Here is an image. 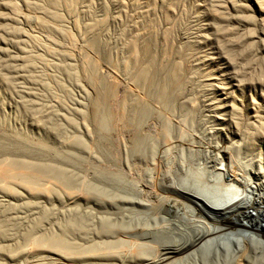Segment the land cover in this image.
Returning a JSON list of instances; mask_svg holds the SVG:
<instances>
[{
    "label": "rangeland",
    "instance_id": "1",
    "mask_svg": "<svg viewBox=\"0 0 264 264\" xmlns=\"http://www.w3.org/2000/svg\"><path fill=\"white\" fill-rule=\"evenodd\" d=\"M52 1L0 0V38L3 39L0 41V185L7 184L13 188L12 191L26 188H49L50 191L55 188L65 194L62 201L55 198L43 201L45 198L41 196L43 210L39 212L32 208L34 198L20 195L18 200L12 201L23 207L19 214L22 227H42L27 239L17 237L13 242H0V263H4L3 254L16 249L17 252L13 251L16 254L12 253L17 255L16 262L24 261L22 254L26 249H33V238H43L41 244H50L52 237L48 234L56 230L63 209L69 206L66 194L71 191L81 193L82 187L76 184V179L84 175L93 177L92 166L95 163L123 171L131 177L141 172L148 179L145 168L153 167L151 169L156 172H152L153 175L165 173L170 158L164 153L168 151L170 161L175 160L171 167L176 176L183 175L179 173V166L200 167L206 169L204 179L213 183L217 177V164L223 162L218 159L220 156H216L220 153L231 156L234 165L240 170L246 169L245 174L250 179H254V175L260 177L258 174L263 179L264 132L257 120L247 114L253 112L249 109L251 88L248 84L254 76L258 78L264 74L257 67L261 66L264 71V57L257 53L262 45L255 43L253 38L254 29L260 30V21L251 10L241 12L242 8L237 6L240 0H216L223 6L225 3L229 5L228 11L220 14L216 21H213V0ZM25 16L31 17L33 22L22 23L20 18L23 20ZM35 20L49 23L60 33L53 31L51 34L37 26ZM22 33L31 36L26 45L28 53L38 55L35 57L37 69L31 73L39 75L44 82L38 88L32 86L38 104L29 103L28 97L12 86L10 68L16 53L7 43L14 44L13 39L23 36ZM213 36L222 52V55L215 54V59ZM36 41L43 44L41 49L35 46ZM132 41L136 42L135 50L131 48ZM65 54L67 57L71 54L72 59L66 58ZM53 60L61 63L64 72L52 69ZM232 84H239V88ZM259 93L257 90L255 96L262 103L264 100ZM141 104H147L160 115L150 114L139 127L135 117ZM240 109L244 110L243 114ZM263 110L261 108L258 112L260 121H264ZM39 120L42 127L32 125ZM213 123H216L214 132ZM237 131L240 137L235 135ZM137 132L152 137L145 144H158L159 150L154 161L152 159L153 165L156 163L157 166L133 158L129 152ZM33 141L41 142L45 148L39 149ZM251 141L255 142L253 146ZM69 143L81 149L76 151L79 155L74 156L79 159L78 165L76 160L68 162L76 165L75 168H70L65 160L67 155L63 146ZM98 146H104L105 150L109 148L105 152L107 155H103ZM39 166L41 170H38ZM52 166L64 168H59L60 172ZM67 168L75 180L70 186L63 179L67 176L63 172L65 169L68 173ZM26 170L36 171L32 174ZM44 170H47L45 174ZM3 173L6 175L2 177ZM161 184L171 190L164 189L162 185L153 187L145 183L143 186L150 194L146 209L157 210L154 201L161 194L179 196L184 200L168 177ZM102 194L107 200L122 197L112 188L103 189ZM144 195L148 194L142 191L140 198ZM9 202L6 206L2 204L1 209L9 210L12 207ZM48 209H54L55 214L41 222L43 212ZM2 219L0 227L5 224ZM14 246L23 248L20 247L22 250L19 251ZM4 250L7 252H2ZM235 250L221 254L218 264H246L245 257ZM35 257L28 258L32 261Z\"/></svg>",
    "mask_w": 264,
    "mask_h": 264
},
{
    "label": "bare ground",
    "instance_id": "2",
    "mask_svg": "<svg viewBox=\"0 0 264 264\" xmlns=\"http://www.w3.org/2000/svg\"><path fill=\"white\" fill-rule=\"evenodd\" d=\"M52 2L57 3V0H53ZM228 6L227 3L223 6L222 3L213 0V21H216L220 17V14L226 13L228 11ZM237 6L242 8L241 12H244L246 9L251 10L255 13L256 19H259L260 30L254 29L253 38L255 39V43H261L262 47L258 49L257 53L264 57V0H240V3L237 4ZM20 21L25 24H30L33 22V19L29 16H25L23 20L20 18ZM35 22L37 23V26L45 28L51 32V34L53 31L60 33V30L51 27L49 23L38 20H35ZM22 34L23 36L13 39L14 44L11 42L7 43L16 53V57L12 60L10 68V72L13 75L12 86L16 88V90L18 89V92H21L22 95L25 94L28 97L29 103L38 104V100L35 99L37 98V95L35 94L36 91L34 92L32 86H37L36 88H38V86H42L44 82L39 79V75L31 74L32 71L34 72V70L37 69L35 57L38 55L35 56L34 54V56H31L30 53H28L26 45L31 36L26 33ZM33 38L31 40H33ZM35 40H37V37H35ZM0 41H3V39L0 38ZM134 42L131 45L133 50L137 47L136 42ZM35 46L37 49H41L43 44L41 45L40 42L36 41ZM56 52L53 53L56 54ZM215 54L222 55V52L218 40L213 36V59H215ZM54 55L53 57H55ZM39 56L42 57V55ZM60 56L63 57L62 55ZM64 56L68 59H72L71 54L70 56L68 55V57L66 54ZM53 62L55 61H52V69L58 68L60 69H57L58 71L62 70L64 72L61 68V63L58 64V61L57 63ZM257 67H259L258 69L261 68L260 70L262 73L264 72L262 71L261 66ZM253 68L255 70V66ZM255 77L256 76H254V79L248 84L251 88L249 90L251 108L249 109L253 112L247 114L254 118L255 121L257 120L259 127L264 132V121H260L258 115L259 109H264V101L261 103L258 97L255 96L257 90H260L259 95L261 96V99L264 100V74L263 77H256V79ZM232 86L234 88H239V84H232ZM232 92H234V90H232ZM214 96L213 92V101ZM240 104L242 105L243 103L241 102ZM141 106L139 113L135 117V123L139 127L148 119L150 114H154L155 116L160 115L159 111L152 109L147 104H141ZM63 107L65 106L63 105ZM239 111L243 114L244 110L240 109ZM40 120L37 123L32 122V125L42 127V122H40ZM254 122L250 123L254 124ZM215 124L216 123H213V132L216 128L214 126ZM169 132L170 131H168V133ZM235 135L240 137V132L237 131ZM167 137L168 134H166L165 138ZM148 140H152V137L146 133L143 134L137 132L135 142L129 147V152L133 158L140 160L143 159L145 160L144 163H150L154 166L156 163L153 165V161L155 159L154 156L157 153L158 144H145ZM33 144H36L39 149L45 148L41 142L33 141ZM250 144L253 146L255 142L251 141ZM98 147L103 151V155H107L105 152L109 150V148L105 150L104 146ZM63 149L66 150L63 151H65V154L67 155L66 159L63 157V160L65 159L67 161L66 163L70 168H75V166L78 165L77 161L79 159L74 156L79 155L76 151L80 148L75 144L69 143L63 146ZM85 149L86 151L88 150L87 148ZM82 153L80 155H82ZM99 154L102 155L101 153ZM82 156L84 157V154ZM164 156H168L171 160L168 151L164 153ZM216 156H220L218 159L223 162L220 161L221 163L217 164V177L213 183L204 179L206 169H201L200 167L196 168L192 166L189 168H183L181 166L178 167L177 165L179 173L183 175L176 176V173L172 171V167L174 166L172 163L175 161V157H172L174 161L166 159L167 165L165 166L166 170L164 174L161 173L160 170L161 174L157 173L158 175H153L154 169H151L153 167H149L148 169L145 168V174H148V177H150L148 179H146L143 174H140L141 172L136 173L135 176L131 177L123 171L107 169L97 163H95L94 166L91 165L94 170H92L94 172V175L92 174L93 177L89 178L84 175L76 179V181H78L76 184L81 185L82 187V190L80 191L81 193L71 191L66 194L69 206L67 205L68 207H66L68 209L64 208L66 210L62 208L64 212L63 214L61 213L62 217L60 215L61 219L56 230H53V232L51 231V233L48 234V236L52 237V239H50V244H41L43 238L34 239L31 237L33 238L31 241L33 249H23L24 253L22 252V255L25 256H22L23 258H21L20 252V258L24 259L22 262H25L21 263L213 264V257H215V264H218L217 259L221 254L226 255L233 249H236V253L245 257L246 264H264V176L262 179L261 174H258L260 177L254 175V179H250L249 176L245 174V172H247L245 171L246 169L240 170L234 165L231 156H222L220 153ZM75 160V166L68 163L74 162ZM27 164L26 167L28 166ZM30 164L32 165L34 163ZM41 164L42 163H40V166ZM44 164L45 163H43V165ZM32 166L30 168L34 170ZM40 166L38 170H41ZM48 166L49 165H47V167ZM53 168L62 172L59 169L61 166H59V168L54 166ZM158 168H160V165ZM158 168H156V170ZM30 170H26L27 173L31 172ZM53 170L56 171L55 169ZM46 171L47 170H44V172L42 171L43 174H45ZM34 172L31 173L35 174ZM42 172L40 171V173ZM50 172L52 173L53 171ZM50 172H48L49 175H51ZM63 172L67 174V176L65 175V178L63 177L64 182L70 186L72 184L73 174L70 173V169H68V173L65 169ZM3 175L6 174H1L2 177ZM167 177L171 181L172 186L176 187L177 190L179 189L177 193H180L184 200L179 196L161 194L154 201V204L158 206V209L154 211H152V208L146 209L149 207L147 203L149 202L150 194L147 190H144L143 186H145V183H148L153 187H159L162 185L161 183L164 179L167 180ZM25 178H27V176ZM73 183H75V180H73ZM5 185H0V217L6 218H1L5 224L0 227V242H13L17 240V237L23 240L27 239L31 235L33 236L35 233H38L42 227V225L30 226L29 228L26 226L22 227L19 214L23 212V207H19L15 202L12 203L13 200H18L20 195L27 199H37L38 201L32 199L34 201L32 208L36 212H39L43 210L41 209L43 201L49 202L54 200V198L62 201L64 198L63 196L65 195L57 191L55 188L50 191H48L49 188H26L27 190L16 191L14 189V191H12L13 188L7 187V184ZM164 185L165 184L162 185L164 189L171 190ZM110 188L115 189L117 193L122 195V197L114 200L104 199L102 194L103 189L109 190ZM142 191L147 192L148 195H144L143 198H140ZM6 201H11L9 202V205L12 207H10L9 210H3L4 207L1 209L2 204ZM7 202L5 203V206ZM90 202L92 204H90ZM57 211L58 210L55 212ZM43 213L44 215L41 217V222L44 219L51 217L52 214H55L54 209L45 210ZM54 216L55 215H53V217ZM53 229L55 228L53 227ZM16 244L18 245V242ZM8 245H10V243ZM11 246L13 247V245H10V247ZM20 247H17L18 250L23 248V246ZM13 251H9V254L1 253L3 254L4 263L1 262L0 264L17 263L16 261H18V258L17 255L12 254L15 252ZM2 252L6 253L7 250ZM29 256H36V259L31 261V258H28Z\"/></svg>",
    "mask_w": 264,
    "mask_h": 264
}]
</instances>
